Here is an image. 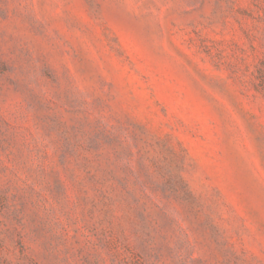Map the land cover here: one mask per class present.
<instances>
[{"label":"rangeland","instance_id":"rangeland-1","mask_svg":"<svg viewBox=\"0 0 264 264\" xmlns=\"http://www.w3.org/2000/svg\"><path fill=\"white\" fill-rule=\"evenodd\" d=\"M0 264H264V0H0Z\"/></svg>","mask_w":264,"mask_h":264}]
</instances>
